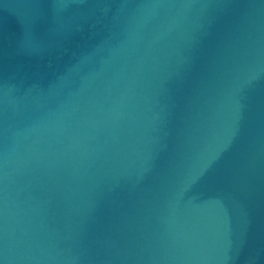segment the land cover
Listing matches in <instances>:
<instances>
[{
	"label": "water",
	"instance_id": "1",
	"mask_svg": "<svg viewBox=\"0 0 264 264\" xmlns=\"http://www.w3.org/2000/svg\"><path fill=\"white\" fill-rule=\"evenodd\" d=\"M0 264H264V0H0Z\"/></svg>",
	"mask_w": 264,
	"mask_h": 264
}]
</instances>
